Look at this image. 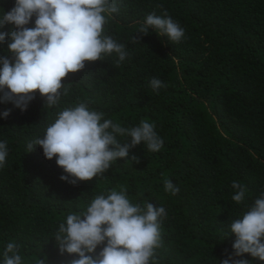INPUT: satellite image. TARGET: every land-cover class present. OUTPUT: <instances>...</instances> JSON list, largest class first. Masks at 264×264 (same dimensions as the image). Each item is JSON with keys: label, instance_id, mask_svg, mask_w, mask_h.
Returning <instances> with one entry per match:
<instances>
[{"label": "trees", "instance_id": "16d2710c", "mask_svg": "<svg viewBox=\"0 0 264 264\" xmlns=\"http://www.w3.org/2000/svg\"><path fill=\"white\" fill-rule=\"evenodd\" d=\"M115 3L119 11L106 16L104 35L126 45L124 61L117 65L115 53L86 61L62 81L71 83L68 95L52 108L38 92L23 112L0 102V142L8 151L0 167V264L9 242L19 245L22 264H70L78 257L60 253L54 238L59 224L112 190H124L133 204L165 209L156 264H221L234 252L230 224L264 193V0ZM14 5L0 0V15ZM165 11L185 30L179 43L151 29L138 32L149 14ZM12 30L11 24L0 28ZM7 42L6 36L0 56L11 59ZM153 77L166 87L153 91ZM79 102L122 127L148 120L162 148L152 152L141 143L101 176L75 185L61 180L66 173L56 158L46 159L40 146L28 152L27 145L44 136L58 112ZM117 139L123 144L130 137ZM165 180L180 189L177 195L165 191ZM233 181L247 189L241 204L232 200ZM240 258L264 264L247 253Z\"/></svg>", "mask_w": 264, "mask_h": 264}, {"label": "clouds", "instance_id": "9594fccd", "mask_svg": "<svg viewBox=\"0 0 264 264\" xmlns=\"http://www.w3.org/2000/svg\"><path fill=\"white\" fill-rule=\"evenodd\" d=\"M115 0H15L11 10L0 15V28L14 26L10 33L0 32V43L6 42L11 59L0 56V102H11L22 112L38 92L44 107L59 104L67 96L69 85L62 83L69 73L85 68V62L103 61L115 53L119 65L129 56L125 44L104 35L107 17L118 13ZM35 17L34 27H27ZM153 30L158 36L179 43L185 30L165 11L163 16L149 14L139 28L141 35ZM133 40H139L134 38ZM153 91L166 87L158 78L149 81ZM10 109L2 115L7 118ZM104 113L92 110L87 102L64 108L47 126L42 138L27 145L28 152L40 146L46 159L56 158V164L66 175L60 179L75 185L90 181L105 173L117 159H126L129 150L141 143L158 152L163 139L155 125L142 119L135 127H122ZM130 137L121 143L117 137ZM8 155L7 143L0 142V167ZM133 160L138 159L132 157ZM232 200L241 204L247 189L237 181ZM165 191L177 195L180 191L171 180L164 181ZM163 207L145 202L133 204L124 190H112L107 196H96L85 211L67 215L54 235L61 254L76 257L70 264H156V249L161 247ZM235 235L234 252L221 264H251L244 254L264 262V193L240 219L230 224ZM98 246H102L97 253ZM3 264H22L19 245L9 242L3 252ZM37 264H46L44 259Z\"/></svg>", "mask_w": 264, "mask_h": 264}]
</instances>
